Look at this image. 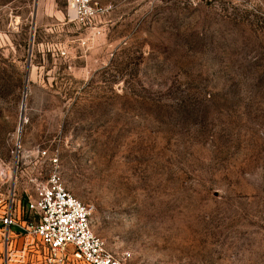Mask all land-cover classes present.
<instances>
[{
  "label": "rangeland",
  "instance_id": "374dc122",
  "mask_svg": "<svg viewBox=\"0 0 264 264\" xmlns=\"http://www.w3.org/2000/svg\"><path fill=\"white\" fill-rule=\"evenodd\" d=\"M91 5L0 0V207L56 168L127 264H264V0Z\"/></svg>",
  "mask_w": 264,
  "mask_h": 264
},
{
  "label": "built area",
  "instance_id": "2783aa9c",
  "mask_svg": "<svg viewBox=\"0 0 264 264\" xmlns=\"http://www.w3.org/2000/svg\"><path fill=\"white\" fill-rule=\"evenodd\" d=\"M67 16L83 24L90 22L94 16L91 0H67ZM51 161L54 164L57 159ZM25 208L32 217L19 223L13 195L0 207L2 264H127L126 254L110 251L93 233L91 208L65 187L56 168L46 182L36 185Z\"/></svg>",
  "mask_w": 264,
  "mask_h": 264
},
{
  "label": "water",
  "instance_id": "95a60500",
  "mask_svg": "<svg viewBox=\"0 0 264 264\" xmlns=\"http://www.w3.org/2000/svg\"><path fill=\"white\" fill-rule=\"evenodd\" d=\"M22 108H23V106H22ZM22 119H23V117H22V112H21V116H20V124H19V127H18V132L20 133V129H21V122H22Z\"/></svg>",
  "mask_w": 264,
  "mask_h": 264
}]
</instances>
